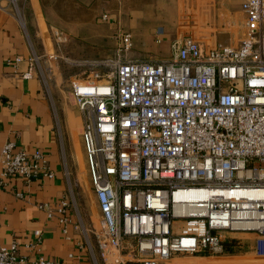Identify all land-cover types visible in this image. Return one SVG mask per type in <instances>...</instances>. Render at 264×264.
<instances>
[{
	"label": "built area",
	"instance_id": "2783aa9c",
	"mask_svg": "<svg viewBox=\"0 0 264 264\" xmlns=\"http://www.w3.org/2000/svg\"><path fill=\"white\" fill-rule=\"evenodd\" d=\"M15 1L10 3L23 29ZM240 10L248 35L236 47L206 49L189 36H176L167 60L117 55L106 75L70 86L98 213L93 230L79 225L93 235L103 264L219 255L226 233L253 234V252L264 257V0H242ZM50 35L57 49L67 40L56 28ZM130 49V35L120 34L116 53ZM48 58L54 62L57 56L52 51ZM38 60L30 59L44 80ZM13 177L30 183L51 179L53 172L40 152L26 154L6 142L0 148V188ZM248 191L263 195L232 194ZM179 192L203 197L176 198ZM36 207L51 217L48 204ZM69 207L64 200L59 210ZM17 252L15 241L0 246V264H55L28 262Z\"/></svg>",
	"mask_w": 264,
	"mask_h": 264
},
{
	"label": "crops",
	"instance_id": "0c3cea01",
	"mask_svg": "<svg viewBox=\"0 0 264 264\" xmlns=\"http://www.w3.org/2000/svg\"><path fill=\"white\" fill-rule=\"evenodd\" d=\"M29 2L28 17L32 18H27V22L23 17L22 29L10 0H0V148L4 143L12 142L16 151L26 154L40 152L47 160L53 177L30 183L13 177L5 187L0 188V246L7 247L11 241H15L18 256L28 262L43 258L55 264H97L94 256L96 245L91 244L88 233L82 232L80 220L73 215L70 207L59 210L60 203L67 200L69 192L63 165L64 143L59 141L58 108L52 102L45 81L39 77L36 66L30 61L37 57L40 67L48 61L52 65L48 58L52 48L49 53L45 47L47 26L63 18L67 21L69 35H94L93 27L105 26L117 35L116 44L120 34L127 33L131 38L128 60L157 62L170 58V44L176 36H189L206 49L238 46L248 35L245 17L240 10L242 0ZM62 3L71 6V9ZM102 15H106L105 20ZM45 17L49 20L47 26ZM75 40L71 37L69 42ZM83 41L85 43L87 40ZM262 41L264 55V26ZM88 44H100L98 37L91 36ZM40 50L42 53H38ZM27 73L28 77H22ZM67 78L66 81L70 83L71 76ZM72 80L76 81L75 78ZM77 116L80 137L79 114ZM79 143L83 158L81 139ZM38 204L51 207L50 218L36 207ZM62 218L68 220L65 225L61 222ZM34 232H38V235ZM249 235L254 236L251 233H226L223 235L222 254L194 258H211L219 263L244 258L247 252L241 253L237 249L249 242L252 258L264 259L253 252L255 236L253 239L244 238ZM97 254L99 257L98 251Z\"/></svg>",
	"mask_w": 264,
	"mask_h": 264
},
{
	"label": "rangeland",
	"instance_id": "374dc122",
	"mask_svg": "<svg viewBox=\"0 0 264 264\" xmlns=\"http://www.w3.org/2000/svg\"><path fill=\"white\" fill-rule=\"evenodd\" d=\"M65 7L71 9V6L66 3H62ZM15 6L18 9L21 17H28V8H30L29 0H16ZM45 15V14H44ZM53 21V19H50ZM28 22V21H27ZM49 20L45 17V25H48ZM55 24H51L46 28V41L45 47L47 52H51L57 56L54 62H52L51 69L48 68L47 63L41 64L42 74L46 84V88L49 91V95L52 98V102L55 108H58V133L59 141L63 142V165L65 170V180L67 182L69 196L67 200L70 204V209L73 215L80 220L81 225L87 230H93L98 218V213L93 202L92 194L89 188L88 178L85 171L84 159L82 158L81 147L79 143V132L76 117L78 118V112L74 106L69 93L71 85L75 84L72 79H86L94 76L95 74L104 76L111 70V64L116 60L119 55L120 60H128V55L131 49L125 53H116V41L117 35L111 33V31L105 26L94 28V35H69L66 30V23L63 18L54 20ZM24 23V20H23ZM101 24V23H100ZM103 24V23H102ZM56 28L61 30L67 37V41L57 49L53 44L50 30ZM91 36H97L100 44H88ZM76 39L69 42L71 39ZM37 43L39 39L36 37ZM83 39L87 41L84 43ZM32 41V40H31ZM36 43L32 41V43ZM36 43V47H40ZM38 51V50H37ZM38 53H42L40 50ZM47 54V53H46ZM56 63V64H55ZM51 65V64H50ZM49 69V71H48ZM55 79L57 80L54 81ZM71 76V82L66 81L67 77ZM61 77V78H60ZM63 81H62V80ZM62 110V111H60ZM184 224H179V227ZM244 235V234H243ZM91 244L95 246L94 237L88 233ZM244 238H254V236H245ZM243 248L237 249L241 253L247 252L246 257L235 260H223L220 263L214 259H201L194 258V256L178 255L171 258L166 264H195L203 261L204 264H264V259H253L250 255L251 244L243 243ZM94 256L96 257L97 264H103L100 256L98 257L97 248L95 249ZM237 250L235 253H237ZM108 264V263H107Z\"/></svg>",
	"mask_w": 264,
	"mask_h": 264
},
{
	"label": "bare ground",
	"instance_id": "6f19581e",
	"mask_svg": "<svg viewBox=\"0 0 264 264\" xmlns=\"http://www.w3.org/2000/svg\"><path fill=\"white\" fill-rule=\"evenodd\" d=\"M242 193L250 196L251 198H257V197H261L263 195V193L260 191L232 192V194H242ZM175 197L181 198V199L191 200L194 198H202L203 195L202 194H195L192 192H179L175 195Z\"/></svg>",
	"mask_w": 264,
	"mask_h": 264
}]
</instances>
